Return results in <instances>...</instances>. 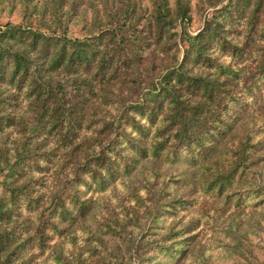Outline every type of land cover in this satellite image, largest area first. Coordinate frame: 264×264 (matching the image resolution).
Wrapping results in <instances>:
<instances>
[{"label": "trees", "instance_id": "trees-1", "mask_svg": "<svg viewBox=\"0 0 264 264\" xmlns=\"http://www.w3.org/2000/svg\"><path fill=\"white\" fill-rule=\"evenodd\" d=\"M187 10L178 0L173 10L167 0H157L146 32L115 26L71 37L64 29L45 33L27 24L0 25V150L8 167L0 193V264H81L69 248L52 247L53 238L73 244L68 229L89 212L94 194L152 160L184 164L156 187L158 217L196 202L199 195L177 191L184 184H195L209 199L201 205L203 223L206 209L264 202V185L240 187L250 180L252 166L264 161V129H242L243 113L264 108V0H225L196 32H179L178 57L169 24ZM149 44L167 56L158 69L150 67L153 59L144 61ZM55 71L70 76L75 98L55 91ZM23 99L40 106L47 132L62 123L70 106L78 115L72 120L77 126L61 127L55 138L56 145L65 140L70 152L63 177L61 163L47 171L55 147L37 150L25 139L7 147L14 107ZM200 222L171 221L138 264H158L160 258L175 264ZM104 225L116 228L115 222Z\"/></svg>", "mask_w": 264, "mask_h": 264}, {"label": "rangeland", "instance_id": "rangeland-1", "mask_svg": "<svg viewBox=\"0 0 264 264\" xmlns=\"http://www.w3.org/2000/svg\"><path fill=\"white\" fill-rule=\"evenodd\" d=\"M156 1L0 0V25L5 21L27 24L45 33L53 31L58 33L64 29L71 37L95 34L99 30L115 26L130 32H146L152 27ZM175 1L167 0L171 10L174 8ZM178 1L185 3L188 8L186 17L173 18L169 24V31L175 34L179 57L183 45L179 32L181 30L190 34L196 32L213 8L223 4L225 0ZM142 53L145 55L144 61L149 62L153 59L150 62L152 63L150 67L153 66V69L162 67L166 62L167 56L161 55L154 44H149ZM50 81L57 93L62 91L68 99L75 98L76 93L68 74L61 71L51 72ZM97 104V100L94 99L93 105ZM14 108L15 123L7 133L5 139L7 147L11 142L16 143L23 139L35 146L37 150L55 147L54 163L48 165L47 171L54 164L61 163L62 168L58 176L63 177L66 168L64 158L70 152L66 151V146H63L67 143L65 140H59V144L56 145L55 138L63 133L59 131L61 127L69 124L77 126L72 121L77 115L75 110L70 106L62 123L58 120L56 127L52 126L47 132V126L39 122L40 106L35 100L23 99ZM243 115L245 118H243L242 129L245 125L264 129V108L243 113ZM2 149H4L3 146ZM1 150L0 193H2L1 182L7 179L8 171ZM71 155L74 156V151ZM8 159L9 162L12 161V158ZM183 165L181 162L169 164L152 160L142 168H134L130 175L117 178L106 187L103 193L94 194L89 212L78 218L77 224L68 229L73 234V244L63 238L60 240L53 238L52 247L69 248L81 264H138V256L152 253L153 249L150 247L154 239L162 235L171 221L179 217L184 223L190 217H199L201 222L198 235L189 245L185 256L175 264H264V202L254 208L239 210L206 209L204 214L208 220L203 223V218L201 219L199 215L202 212L201 205L209 199L196 191L195 184L190 188H188L189 184H184L177 188L179 193L186 192L190 196L199 195L192 207L179 210L173 216H169L168 213H162L159 217L156 215L153 206L156 187ZM251 170L250 180L244 181L240 187L253 184L264 185V161L252 166ZM9 173H11L10 169ZM51 179V174L48 172L47 184ZM15 181L19 180L13 182ZM216 205L217 202H213V206ZM106 222H115V230L103 226ZM63 251L66 253L65 250ZM167 262V259L160 258L158 264Z\"/></svg>", "mask_w": 264, "mask_h": 264}]
</instances>
